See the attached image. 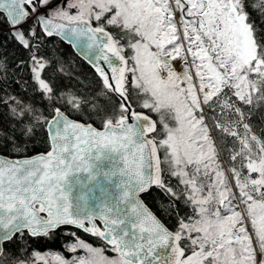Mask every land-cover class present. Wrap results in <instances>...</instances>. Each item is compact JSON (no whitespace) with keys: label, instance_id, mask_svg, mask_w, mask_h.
<instances>
[{"label":"rangeland","instance_id":"obj_1","mask_svg":"<svg viewBox=\"0 0 264 264\" xmlns=\"http://www.w3.org/2000/svg\"><path fill=\"white\" fill-rule=\"evenodd\" d=\"M45 10L64 17L109 12L111 21L133 26L137 38L128 66L130 85L142 88L133 90L143 99L139 104L161 121L163 159L173 172L185 170L194 206L183 225L185 235L194 236L192 249L180 264H264V188L250 177L263 170L260 155L254 158L250 141L237 133L239 144L231 157L240 160L237 168L228 167L212 124L232 134L221 117L220 106L230 103L222 98L223 87L249 100L264 76V61L236 1L53 0ZM35 70L39 84L47 86L40 66ZM202 176L208 180L200 181ZM68 247L74 251L69 259L55 251L35 257L40 264H131L116 251L104 252L79 238Z\"/></svg>","mask_w":264,"mask_h":264},{"label":"water","instance_id":"obj_2","mask_svg":"<svg viewBox=\"0 0 264 264\" xmlns=\"http://www.w3.org/2000/svg\"><path fill=\"white\" fill-rule=\"evenodd\" d=\"M53 0H0L11 33L27 43L22 25L36 12L46 35H56L87 62L121 101L125 113L101 126L56 107L47 119L49 148L29 155L0 153V255L18 231L43 235L60 226L97 234L131 264H179L181 234L169 228L142 194L162 180L156 120L134 109L123 88L127 57L111 31L89 17L47 12Z\"/></svg>","mask_w":264,"mask_h":264},{"label":"trees","instance_id":"obj_3","mask_svg":"<svg viewBox=\"0 0 264 264\" xmlns=\"http://www.w3.org/2000/svg\"><path fill=\"white\" fill-rule=\"evenodd\" d=\"M235 1L250 28L256 54L264 61V0ZM46 5H43L44 9ZM108 14L109 12H106L97 17L91 14L87 17L95 25L111 31L114 45L128 60L123 88L134 109L146 111L154 117L157 124L151 135L156 140L161 157L162 180L159 185L152 186L144 192L142 197L169 228L181 234V244L188 253L192 249L191 242L194 236L191 232L185 235L183 225L194 213V206L188 197V183L184 181L186 172L182 168L180 172H173L171 166L165 163L159 143L163 137L160 131L161 121L155 113L139 104L143 99L134 91L142 88L130 85L128 66L137 38L134 28L124 26L118 20L111 21ZM22 28L26 44L14 37L6 16L0 11L1 154L21 156L46 151L50 146L46 122L56 107L71 117L91 122L96 126H101L107 119L117 121L125 113L119 98L68 43L56 35H46L42 31L35 11L30 10ZM39 66V75L47 86H41L37 80L35 68ZM257 85L256 93L247 100L238 98L233 88L226 84L223 87L222 98H229L230 103L225 107L220 106L223 108L221 117L223 125H230L233 132L223 134L224 131L221 133L220 129L216 128V121L212 124L221 148L219 155L221 154L223 163L228 167L237 168L240 160L231 157V154L233 156L237 151L235 145L239 144L237 133L250 141L254 148L251 155L255 158L258 153L260 155L258 161L263 167L261 171H252L250 177L257 180L260 189H263L264 76ZM141 94L145 96V93ZM160 111L167 116L164 109ZM218 127L222 128L221 125ZM246 172L247 170L241 169L240 173ZM202 179L208 180L206 177H199L200 181ZM77 238L91 246L102 248L104 252L115 253L114 247H109L97 234H89L71 226H61L43 235H30L27 231L16 232L3 243L0 264H40L35 254L45 251H55L69 259L74 251L68 246L75 243Z\"/></svg>","mask_w":264,"mask_h":264},{"label":"bare ground","instance_id":"obj_4","mask_svg":"<svg viewBox=\"0 0 264 264\" xmlns=\"http://www.w3.org/2000/svg\"><path fill=\"white\" fill-rule=\"evenodd\" d=\"M258 255H259V257H258ZM257 258H258L259 261H261V259H262L260 254H257Z\"/></svg>","mask_w":264,"mask_h":264},{"label":"flooded vegetation","instance_id":"obj_5","mask_svg":"<svg viewBox=\"0 0 264 264\" xmlns=\"http://www.w3.org/2000/svg\"><path fill=\"white\" fill-rule=\"evenodd\" d=\"M61 227V226H60Z\"/></svg>","mask_w":264,"mask_h":264}]
</instances>
